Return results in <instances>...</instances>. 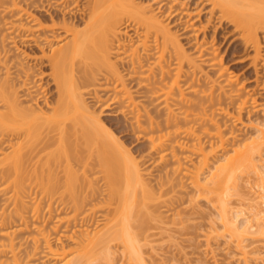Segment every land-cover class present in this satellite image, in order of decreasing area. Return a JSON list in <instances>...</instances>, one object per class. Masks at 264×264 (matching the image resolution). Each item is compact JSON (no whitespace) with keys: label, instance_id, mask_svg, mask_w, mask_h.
Here are the masks:
<instances>
[{"label":"bare ground","instance_id":"6f19581e","mask_svg":"<svg viewBox=\"0 0 264 264\" xmlns=\"http://www.w3.org/2000/svg\"><path fill=\"white\" fill-rule=\"evenodd\" d=\"M185 2L0 0V264H88L113 242L141 264L137 243L149 220L171 211L187 188L191 200L219 204L224 231L208 243L228 236L249 261L242 247L249 226L240 229L226 197L237 170L264 178V123L243 140L227 130L229 121L245 126L257 100L222 65L216 41L231 26L234 43L254 51L257 77L264 74V0ZM102 113L122 117L148 142L150 164L166 170L157 189ZM93 221L98 230H90ZM32 227L36 235L23 238ZM59 228L57 239L68 237L74 249L54 246Z\"/></svg>","mask_w":264,"mask_h":264},{"label":"rangeland","instance_id":"374dc122","mask_svg":"<svg viewBox=\"0 0 264 264\" xmlns=\"http://www.w3.org/2000/svg\"><path fill=\"white\" fill-rule=\"evenodd\" d=\"M136 1L138 2L142 0H136ZM189 1L186 0V2ZM179 2L184 3L185 0L184 1L179 0ZM172 29L176 30L173 26ZM232 29L233 28L231 26L227 25L223 30L222 29L220 30L217 37V41H216L217 44L218 43L221 44L220 55L223 52L224 53L223 58H225L223 59L222 65L224 67H227L226 69L230 71L229 72L230 74H234L235 76L237 75L239 77V82L240 81L244 82L246 91L248 90L247 91L248 94L254 96L257 100L255 102V106L254 104H250L249 105L250 108L248 109L249 111H246L244 114V121L246 124L245 126L240 127V125L238 124L236 125L231 121L227 122L228 125L227 130L238 131L237 133L239 135V138L243 140L245 138L255 137L257 133L256 132L257 127L262 126V124L264 123V74H262V72L260 71L261 69H259V73L257 77L254 67L250 65L252 61L251 57L254 51L251 50V48H249L250 50L249 49L245 50L240 45L239 41H236L234 43L235 34L231 31ZM208 34L210 35L213 34L212 28L208 30ZM259 36L261 38V45L264 53V37L262 38L263 33H261ZM133 37L134 40H138L137 39L138 37L134 36V34ZM182 40L183 43H185V47L187 49H190L188 48L190 46L186 42H184V40L186 39L182 38ZM226 47L228 50L224 52L226 50ZM23 48L29 50L28 45H24ZM36 68L38 67H35L34 69ZM42 68L43 70H47L46 66L45 67L42 66ZM37 70L39 71V68ZM50 80H51L50 78L46 77L43 80V82L44 85L49 82L48 84L49 85L51 84L50 85L51 88L53 84ZM45 96H46L45 98L47 99H52V97L54 98L56 96L54 85L52 86L51 90H49V93H47ZM95 109L97 112H99L98 108ZM250 111L251 113L249 114ZM112 116L113 115L110 116L102 113L101 118L107 121L106 125L113 124L112 128L115 129V133H117V137H119V141L124 143L123 145L133 153V155L136 157L138 161L141 162L143 161L142 168L146 173V177L148 181L154 186V188L157 189L156 182L158 176L164 175L166 170L163 168V166H161V164L157 163L156 165L155 164L156 162L150 164V161H153V158L148 156L149 153L148 150L149 148L147 145L148 142L142 140L137 141L135 135L131 134L130 130L126 128L125 123H123L124 122L123 118L120 116H113L112 118ZM149 159L151 160L149 161ZM185 166L192 168L193 163L186 162ZM211 167L213 168L214 166L212 165ZM260 169L264 170V164L261 165ZM163 170L165 171L163 172ZM244 171L237 170L238 185L229 191L226 199L228 200L229 202L228 204L232 209V212L230 214L231 216L235 215L236 214L235 212H240L239 220H237L239 227H241L240 229L243 230L244 228H247L249 226V228L246 229V233L249 235L244 236L242 242L243 250H245L249 256L247 257L249 260L247 261V263H245L244 260H240V253H239L240 250H238L236 242L231 238H229L228 236H221L219 238H216L215 236L212 238L211 242L208 243L209 241L207 240V237L209 235L215 232L222 233V231H224L221 225L222 219L220 218L219 215V207H218L219 204L217 202L215 203L214 201L204 198L203 196L202 197L194 196L193 199L191 200L190 195L192 191L190 188H187L188 192H190V195H184V199L180 203L175 204L172 207L171 211L164 212L162 215L152 218L153 220L152 219L149 220L150 223L148 222L149 223L148 226L149 227L151 226L152 230L150 229L149 232L147 230V233L145 232L146 230H144V233L145 235L151 234L150 237L148 238V236H145L143 233L141 240L139 238V242L137 243V246L139 247L141 252V256H143L141 258H144L141 261V264L142 263L143 264H264V233L261 234L260 232V231H264V213H263L264 201H261L262 197L264 199V196H262L264 195V188H263L264 178L262 179V181L261 180L259 181L260 178H258L256 175L255 178H253L254 177L253 172L250 171L244 172ZM206 175L207 173L203 174L202 177ZM79 176L81 178V175ZM95 176L97 175L91 174V177H95ZM74 177H76V180L79 178L78 175ZM74 177L72 176V178ZM183 181H185L184 183L187 185V187L190 186L188 184L189 180L187 178L183 179ZM259 194L261 195V197L259 196ZM257 195L259 197H257ZM256 198L258 199L260 198L258 202H257L258 199ZM260 201L261 203H259ZM261 209H263L260 212L262 214H259L260 216L258 215V217H255L256 213ZM96 214L95 217L97 216ZM97 218L95 220H97ZM30 220L31 219L29 218V221ZM39 220L37 221L39 222ZM43 220L48 222L47 224V222L45 223L43 221L45 225L47 224L46 226L48 228L50 221L47 218ZM51 220L54 221V219ZM32 222H30V224ZM40 222L42 221L40 220ZM32 224L31 226H33ZM136 224L137 223H135V225ZM100 227L101 225H98L97 222H94L90 224L89 228L91 231H94L95 228H96L95 230H98V228ZM30 229L31 230L28 229L29 231H26L25 233L20 232L22 235L21 234L19 235L23 236V238L27 236L30 239L31 236L36 235V232L33 230V227ZM53 231L54 230H52L51 233H52L53 244L55 247L60 246L61 244L65 245L67 249L70 248L74 249L76 247V244L74 245V242L72 241L73 242L72 243L71 240L68 239V237L67 238L63 237L61 241L57 239L61 233L59 232L61 231V228H59L58 230L59 233H57V231L54 232ZM140 231L142 230L140 229ZM110 245H111L109 250L110 252L109 251L105 252L100 250V248H98V251L96 250L97 252H94L92 260L90 259L91 261H89L88 264H140V260L138 261L136 257L130 258L129 254L126 253V249L123 247L124 245H122L120 242L117 243L113 242ZM41 259L42 258L37 260H41ZM24 261H26V259ZM64 261H60V262L63 263ZM32 262L33 261L29 263L32 264ZM42 262L43 261H41V263ZM25 263L28 264V261L24 262V264ZM43 263L52 264L53 262L52 261L49 262V260L46 261L44 259Z\"/></svg>","mask_w":264,"mask_h":264}]
</instances>
